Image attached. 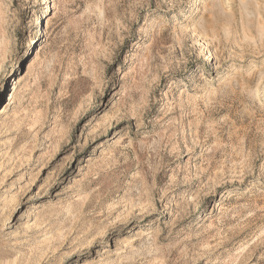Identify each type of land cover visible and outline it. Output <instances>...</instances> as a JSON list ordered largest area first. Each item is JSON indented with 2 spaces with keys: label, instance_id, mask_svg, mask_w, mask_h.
<instances>
[{
  "label": "rangeland",
  "instance_id": "374dc122",
  "mask_svg": "<svg viewBox=\"0 0 264 264\" xmlns=\"http://www.w3.org/2000/svg\"><path fill=\"white\" fill-rule=\"evenodd\" d=\"M0 264H264V0H0Z\"/></svg>",
  "mask_w": 264,
  "mask_h": 264
},
{
  "label": "bare ground",
  "instance_id": "6f19581e",
  "mask_svg": "<svg viewBox=\"0 0 264 264\" xmlns=\"http://www.w3.org/2000/svg\"><path fill=\"white\" fill-rule=\"evenodd\" d=\"M47 2V0H43V5L45 4ZM45 8H47V6L45 7ZM247 20V19H246ZM242 21V24H243V20H241ZM18 83H19V81H18ZM17 83H15V85H16ZM13 89V88H12Z\"/></svg>",
  "mask_w": 264,
  "mask_h": 264
}]
</instances>
